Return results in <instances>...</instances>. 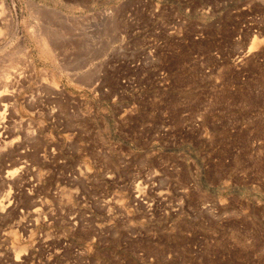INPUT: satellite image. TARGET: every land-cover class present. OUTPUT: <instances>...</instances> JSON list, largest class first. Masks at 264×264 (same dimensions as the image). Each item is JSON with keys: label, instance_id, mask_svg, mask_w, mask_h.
Listing matches in <instances>:
<instances>
[{"label": "rangeland", "instance_id": "1", "mask_svg": "<svg viewBox=\"0 0 264 264\" xmlns=\"http://www.w3.org/2000/svg\"><path fill=\"white\" fill-rule=\"evenodd\" d=\"M0 71V264H264V0H0Z\"/></svg>", "mask_w": 264, "mask_h": 264}, {"label": "bare ground", "instance_id": "2", "mask_svg": "<svg viewBox=\"0 0 264 264\" xmlns=\"http://www.w3.org/2000/svg\"><path fill=\"white\" fill-rule=\"evenodd\" d=\"M2 14V13H1ZM4 16V15H3ZM3 19V18H2ZM70 20V19H69ZM10 23V22H9ZM68 23V22H67ZM68 24H70V23H68ZM41 34V33H40ZM37 35H38V33H37ZM36 35V36H37ZM38 36H40V35H38ZM42 38H43V36H42ZM41 38V39H42ZM40 40V39H39ZM35 42V41H34ZM37 43V44H36ZM36 43H34V44H36L35 46H34V49H28L27 51H30V58H29V61L31 60V63H29V64H31L32 65V68H34V70L35 69H37V59H39L44 53L45 54H49V56L51 57V59L53 60V59H55V51H56V44H55V42H49L48 40H44V38H43V40L40 42V41H38V42H36ZM23 45V44H22ZM26 47V46H25ZM23 48V47H22ZM31 48V47H30ZM25 52V51H24ZM21 54H24V55H22V57L24 56L25 57V53H21ZM44 54V55H45ZM27 55H28V53H27ZM46 56V55H45ZM45 56H44V58H45ZM48 56V57H49ZM47 58V57H46ZM17 64V67L19 68V65H18V63H16ZM21 65H23V64H21ZM20 65V66H21ZM5 67V66H4ZM3 67V68H4ZM7 67H8V65H7ZM22 67V66H21ZM29 67H31V66H29ZM2 68V69H3ZM11 68V67H10ZM15 68V67H14ZM21 69H23V68H21ZM10 70H13V67L11 68V69H9V72H10ZM19 71V70H18ZM17 71V72H18ZM97 73V70L94 72V73H92V74H94V76H95V74ZM11 74V73H10ZM0 75H1V71H0ZM12 76H14V75H2V76H0V97L2 98L3 96H9L11 93H8L9 92V90L11 91V89L10 88H12V84H16V82H15V79L14 78H12ZM20 77V76H19ZM22 77V76H21ZM84 78V77H83ZM14 79V80H13ZM17 80V79H16ZM13 81L15 82V83H13ZM15 87L17 88V86L15 85ZM13 88H14V86H13ZM13 90H16L15 88L13 89ZM15 92V91H14ZM17 92V91H16ZM10 99V98H9ZM2 101H4V103H5V101L6 100H2ZM8 102V101H7ZM2 103V102H1ZM0 103V104H1ZM4 103L3 104H1V105H4ZM6 105V104H5ZM4 105V106H5ZM2 119H3V117H2V115L0 114V150L3 152V150H4V148L6 149V146H7V144L8 143H6V141L4 140L5 139V133H7L6 131H7V125L5 126L4 124V120L2 121ZM10 129V128H9ZM14 129V128H13ZM12 129V130H13ZM9 131H11V129L9 130ZM15 175V174H14ZM11 178H13V173L12 174H9V176H7V178H3V179H1V181H2V183L4 184V185H6L9 181H10V179ZM9 194V193H8Z\"/></svg>", "mask_w": 264, "mask_h": 264}]
</instances>
